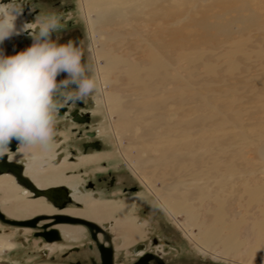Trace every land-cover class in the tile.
<instances>
[{
  "label": "rangeland",
  "instance_id": "1",
  "mask_svg": "<svg viewBox=\"0 0 264 264\" xmlns=\"http://www.w3.org/2000/svg\"><path fill=\"white\" fill-rule=\"evenodd\" d=\"M68 1L73 4V13L74 18L77 19V27H79L83 33L87 65L93 69L97 84V90L86 100V107L94 111L91 122L87 127L83 125L77 126L84 129V131L86 128L92 131H98L100 135L97 136L96 139L101 141L103 151L108 152L106 153L107 158L112 156L115 161L110 168L100 171L96 176H102L110 172L117 175L119 178V182L116 186L117 189H121L123 186L135 185L140 189L139 191H142L144 190V185L140 177L130 173L127 162L129 160L127 156L129 155H127V153H133L130 158L137 162V158L134 157L136 147H140L142 144L147 145V143L142 142L141 144H136L132 142L134 138L128 135L119 138L121 139V144L119 145L118 135H115L114 129L121 128L122 120H120L118 114L109 116L104 101V92L113 89L108 81H101L100 76L103 77L104 73L102 72L99 74L97 70L98 63L100 65L104 64L103 59H99L97 63L93 47L94 37L98 38V34L96 33L93 35L91 33L90 27L80 9L81 0ZM166 3L168 2L166 1ZM245 5V9H242V14H240L247 17L254 14L255 19H253L251 23H248V21L245 22L242 19H237L236 17V10H238L240 6ZM53 11V13L59 17L57 13L58 9ZM178 12L177 15L174 14V12L171 13V10H167V14H165L164 41L166 43L164 45V54L166 57H169L177 67L176 68L174 65L171 67L172 75L170 79H175V81H169L168 87L173 88L175 84H178L179 88L177 89L176 97H174L172 90L164 88H162L163 91L159 94V97L167 93L170 97H174L176 101L185 99L186 104L182 103V105L176 109L174 108L173 102L169 103L167 105L169 111L167 112L168 115L166 116V120L169 124L173 123L175 119L178 118L177 111L180 112L182 119H192L200 115L206 117L211 116V118L205 124L203 121H201V123L199 122L200 125L197 124V126L194 127V129H196L194 135H190L188 138L178 136L177 129L166 128V130H169L172 134V139L171 136L166 139L171 141V143L180 144L190 139V137L192 138V136L196 138L200 137L204 129L209 136L211 135L210 137H224V141H221V144H224L222 150L229 153L227 161L239 167H244L246 170L244 173H235L234 176H238L242 179L250 175L254 176V182L253 178L250 181L253 184L259 185L261 190L259 195H263L262 200H264V162L259 159L260 152L264 149V146H262L264 145V54L262 55V53H264V0H182L181 4H179ZM203 21H205V24L206 22L218 23L223 27L227 25L225 27L230 32L226 35L224 33H219L218 30H214V28L207 30L203 27ZM24 37H26L24 41L18 45H14L15 49H12L11 46V50L7 56H13L20 47L33 43V40L28 36L24 35ZM9 39L12 38L9 37L8 40ZM234 40L237 41L235 42ZM238 42L240 46L244 48L233 51L236 53L232 55H234V59H236L239 64L232 69L229 63L231 60L229 57L231 54H229V52L233 50V48L235 49L234 43ZM96 45L98 46L99 42H97ZM4 46V43H0V48ZM261 51L262 53L259 54ZM195 52L202 54V58L198 61L195 60V63H193L194 61L192 60L185 61L183 59L177 63L179 60L178 58H180L178 57L179 53L181 55V53L189 54ZM223 52H226L227 55ZM242 53H244V55ZM245 53L248 54L246 55ZM141 56H143L141 53L136 54V52H134L133 55L129 57L134 60L141 58ZM177 64L179 66H177ZM91 74L90 72L89 75ZM127 85V81L121 80V82H119L118 85L115 84L114 87L116 91L118 90L122 93L125 90L122 97L127 100L130 105L134 101L136 107H141L144 103L143 100H145L142 91L139 90L142 88L134 87L135 83L131 84L132 87H128ZM187 85L191 86L188 88L186 87ZM154 97L155 95L152 99ZM130 105L128 104V107ZM219 111L222 112V114H218L217 112ZM153 112L155 111H144L141 109L132 112L130 115L131 117H138ZM147 122L148 121L144 120L139 121V126H144ZM62 125L63 129H65L72 127L74 124L62 121ZM74 136L72 140L73 147L79 146L82 140L89 139V137L85 135L78 139V134L76 133ZM214 147L215 146H213V148ZM258 147L260 148L257 149ZM217 148L218 147L214 148V150H217ZM237 152L238 155L235 156ZM153 153L155 152H151L152 155ZM230 153H233V156ZM230 175L231 174L226 175L227 180L231 178ZM94 179L96 180V178ZM245 180H248V178H245ZM8 183H10V181H7V184ZM158 185H160V182H158ZM229 185L227 188L225 187L227 190H231L230 188L234 187L236 184L230 181ZM104 186H106V184L98 183L99 189ZM242 189V186L239 187V192H235V195L233 194L227 199L229 202L228 211L230 212V220L239 222L243 218L245 221L239 227L238 231V239L243 243L236 258L239 262H231V260L224 261L214 258L212 254L200 252L185 233L178 228L167 212L163 213L155 204L143 206L137 213L141 218L145 217L152 223L150 236L145 238L143 242H145L149 248L155 249V247L152 246L151 238L157 237L160 239L165 235L166 237L164 238L171 242L170 247H167L164 254H162L160 250H155L163 256L167 264H248L247 261L249 259H258L261 250L264 249V233L261 234L258 228H254L252 222L256 219H263L259 209L263 203L261 202L260 204L257 201L251 202L248 195L246 193H244L245 195L243 194ZM27 193L28 192L23 190L21 192H16L17 196L29 200L30 197L27 196ZM84 193L88 194L89 192ZM1 197L3 198L2 192H0V198ZM207 207L208 205L205 206V208ZM29 216L31 215L26 212V214L19 217ZM202 218H206L204 212ZM111 224V222H106L105 226L109 227ZM0 230L11 236L13 240H11V243L17 242L24 245H17L15 247L14 258L9 256V252L12 250L0 252V259H13L15 263L12 264H76L77 261H83L84 258H89V256L93 254L88 248L84 249L83 246L80 252L72 253L67 257L64 256V253L61 254L57 252L55 255H52L54 257L52 258V256L46 254V251L41 248L43 242L41 238H37L33 236V234H26L25 232L24 235L22 230L21 233L18 234L14 226L6 225L3 229L0 227ZM0 234L2 233L0 232ZM117 241L121 242L122 240L119 237ZM161 243L163 245V241ZM129 250L130 253H127L126 250L121 249L115 258L117 264H130L133 261V257H136L135 253H133V246H131Z\"/></svg>",
  "mask_w": 264,
  "mask_h": 264
},
{
  "label": "bare ground",
  "instance_id": "2",
  "mask_svg": "<svg viewBox=\"0 0 264 264\" xmlns=\"http://www.w3.org/2000/svg\"><path fill=\"white\" fill-rule=\"evenodd\" d=\"M181 1L81 0V5L91 33L93 35L98 34V38L93 36V47L97 63L99 59L104 60V64L100 65L98 63L97 65L99 74L104 73L103 77L100 76V79L101 81H108L113 89L104 92L107 112L109 116L118 114L120 120H122L121 128L114 129L115 135H118V143L119 145L121 144V139L119 138L128 135L134 138L132 142L136 144L147 143V145L142 144V146L136 147L134 157L137 158V162L130 158L133 153H127L129 155L127 156L129 158L127 161L129 167L140 177L148 189L147 191L156 197L160 206L200 252L212 254L214 258L224 261L239 262L236 258L243 243L238 239V231L245 221L243 218L239 222L230 220L229 202L227 199L235 192H239V187L242 186L243 194L246 193L251 202L257 201L260 204L262 202L263 205L261 204L259 209L263 219H256L252 223L254 228H258L260 233L263 234L264 200H262L263 195H259L261 192L259 185L250 181L254 176L250 175L243 179L234 176L235 173H244L246 171L245 168L228 162L229 153L222 150L224 144H221V141H224V137H210L211 135L209 136L205 129L200 137L192 136V138L185 139L186 141L180 144L171 143V141L166 139L172 135L166 128L177 129L178 136L188 138L190 135H194L196 130L194 127L197 124L200 125L199 122L203 121L205 124L211 118V116L200 115L192 119H182L180 112L177 111L178 118L173 123L169 124L166 120L167 112L169 111L167 105L169 103L173 102L176 109L182 103L186 104L185 99L176 101L174 98L177 96L178 84H175L173 88L168 87L169 81H175V79H170V76L172 75L171 67L173 65L176 67V64L164 54V45L166 43L164 41L165 14H167V10H171V13L174 12V14L178 15V7ZM245 7L246 5L240 6L236 10V17L251 23L255 19L254 14L248 17L241 15L242 9H245ZM202 23L207 30L214 28L219 33L226 35L230 32L225 27L227 25L224 28L218 23L206 22L205 24V21ZM6 40L8 41V38ZM97 42H99L98 46L96 45ZM234 44L235 49L233 48L229 52L231 54L229 56L230 62L228 60L232 69L239 64L234 59V55H232L236 53L233 51L244 48L240 46L239 42ZM134 52L136 54L141 53L143 56L133 60L129 56H132ZM261 53L262 51L259 54ZM242 54L244 55V53ZM201 56L202 54L198 52L181 53V55L179 53L178 57L180 58H178L177 63L182 59L185 61L192 60L195 63V60L198 61L202 58ZM177 66L179 65L177 64ZM121 80L127 81L128 87H132L131 84L135 83L134 87L142 88L139 90L142 91L145 100H143L144 103L141 107H136L134 101L130 105L122 97L125 90L123 93L115 90L114 85H118ZM189 86L191 85L186 87L189 88ZM162 88L172 90L174 97H170L167 93L159 97V94L163 91ZM154 95L155 97L152 99ZM128 104L130 105L129 107ZM141 109L155 112L131 117L130 114L132 112ZM217 113L222 114L220 111ZM143 120L148 122L144 126H139V121ZM213 146H215L214 148L218 147L217 150H214ZM153 151L155 153L152 155L151 152ZM230 154L233 156V153ZM236 155H238V152ZM259 159L264 162V149L260 152ZM40 165V162L34 160L28 169V173L39 187L44 188L63 181L62 172L70 166L64 163L58 167L49 166L42 170ZM227 174H231L229 180L236 184L230 188L231 190L226 189L230 183L226 179ZM245 178H248V180H245ZM7 181H10V183L7 184ZM158 182H160V185H158ZM70 185L75 186L72 183ZM17 191H22V188L15 183L13 177L7 176L0 179V192L3 193L1 208L8 215L19 217L26 214V212L31 216L40 212H53V208L46 203L44 198L28 200L17 196ZM75 197L77 198V196ZM82 201L87 207L86 210L69 209L68 212L74 215L92 217L99 221L113 220L116 225L113 226L112 230L123 236L125 241L123 245L129 244L137 238V226L132 220L134 218L127 217L123 214L124 212L119 218L113 216L114 212L122 211V206L113 204L108 200H95L91 195L83 197ZM206 205H208L207 208H205ZM203 212L205 219L202 218ZM64 230L70 231L72 228L66 227ZM12 246L13 244L9 243L6 238H0V249L11 248ZM247 263L264 264V249L261 250L258 259L251 258Z\"/></svg>",
  "mask_w": 264,
  "mask_h": 264
},
{
  "label": "flooded vegetation",
  "instance_id": "3",
  "mask_svg": "<svg viewBox=\"0 0 264 264\" xmlns=\"http://www.w3.org/2000/svg\"><path fill=\"white\" fill-rule=\"evenodd\" d=\"M73 8V4L68 0H0V10L7 12L9 16L15 20L14 23L16 25V29L20 33L19 35L13 34L10 37L12 39H9L8 41H3L2 43H4L5 46L0 48V53L7 56L11 50V46L12 49H15L14 45H18L26 39L24 35L33 40L29 35L31 30L29 29L28 31H24L23 26L26 23H34L37 16L43 18L49 14H52L54 12L53 10L58 9L57 13L59 15L60 24L62 27L59 31L52 34V39L61 44L72 41L74 45L82 52V63L87 65V56L83 43V33L79 27H77V19L74 18ZM80 9L86 19L85 12L82 9L81 1ZM31 45L32 43L30 45L20 47L15 55L27 49ZM66 77L67 73H61L58 75L57 81L63 80ZM74 87L75 85H73V88ZM86 106L87 102L77 101L76 104H71L70 102L69 105H65L56 114L55 150L49 154L46 162L40 165L42 170L48 168L49 166L58 167L64 163L70 165L62 172V176L64 177L63 181L57 184L49 185L45 188L64 186L68 190V195L71 198V201H68L64 207L59 208L54 206L50 200L43 196L35 198L32 192L18 183L12 173L7 172L1 173L0 178L7 176L13 177L15 183L20 186L23 191L28 192L27 196L30 197V199L44 198L46 203L53 208V212H40L29 217H14L8 215L2 208L1 210L6 214L7 217L15 219H30L39 215L65 214L86 219L94 224V226L89 227L87 225L77 223L58 222L48 226L46 230H44L42 228L44 224L53 222V219H47L39 221L37 224L38 228L14 226L18 231V234L21 233L22 230L23 234L25 232L26 234H33V236L41 238L43 240L41 248H43L46 251V254H49L50 256L60 252L61 254L64 253V256L67 257L72 253L80 252L81 248L84 246V249L88 248L90 252H93V254L90 255L89 258H84L83 261H77L76 264H117L115 258L121 249L126 250L127 253H130L129 249L131 246H133V253H135L136 257H133V261L130 264H167L163 259V256L160 255L156 250H160L161 253L164 254L167 250V247H170L171 242L164 238L166 237L165 235L160 239L157 237H152V246L155 247L156 250L149 248L148 245L143 242V240L150 236L149 234L152 231V223L149 219L145 217L141 218V216L137 214L143 206L152 204H155L163 213H165L156 197L147 191L148 189L143 184L141 179L140 180L144 185V190L139 191L140 189L135 185L123 186L121 189H117L116 186L119 182V178L117 175H114L110 172L102 176H96V174H98L100 171L110 168L113 162L115 163V161L112 156L107 158L106 153L108 152L103 151V145L101 141L96 139V137L100 135L98 131H92L89 128H86L84 131V129L77 126L83 125L87 127L91 122L94 111H91ZM87 118H89V121H81ZM62 121L71 122L74 125L70 128L63 129ZM75 133L78 134V139L82 138L83 135L89 137V139H84L80 142L79 146L73 147L70 145V142L72 138L75 137ZM93 142H98L100 148L97 149L90 145L85 147L86 144ZM64 151L66 152L65 154ZM6 155L9 161H14L18 164H21L23 166L24 175L35 183V181L31 178V175L28 173L30 165H32L33 161L35 160L33 156L19 154L16 152V150L12 151L11 148ZM23 159H25V163L21 161ZM129 170L130 173L136 175L133 173L130 167ZM94 178H96V180ZM69 182L75 184L76 188H74L75 186H71ZM98 183H104L106 186L99 189ZM84 192L89 193L85 194ZM122 193L128 194L123 195ZM87 195H91L95 200H108L113 204L115 203L118 206H122V211H117V213L114 212L113 216L119 218L124 214L129 218H134L132 220L137 226V238H135L129 244L123 245L125 242L123 236L120 233L112 230L113 226L116 225L113 220L106 219L99 221L92 217L74 215L68 212L69 209L86 210L87 207L82 199ZM75 196H77V198ZM1 205L2 202H0V207ZM106 222H111L112 224L107 227L105 226ZM0 227L3 229L6 227V224L0 223ZM66 227H71L72 230L65 231L64 228ZM52 229L57 230L59 238H57L56 233L51 231ZM0 232L2 233L0 234L2 235L0 238H6L7 241L11 243V236L3 233L2 230H0ZM36 232H46L47 235L46 237L37 236L35 235ZM119 237L122 240L121 242L117 241V238ZM162 241L163 245L161 243ZM11 244H13L11 248L0 249V252L12 250L9 252V256L14 258L15 247L17 245H24L17 242ZM52 258L54 257L52 256ZM0 262L1 264L15 263L13 259L7 258H1Z\"/></svg>",
  "mask_w": 264,
  "mask_h": 264
},
{
  "label": "clouds",
  "instance_id": "4",
  "mask_svg": "<svg viewBox=\"0 0 264 264\" xmlns=\"http://www.w3.org/2000/svg\"><path fill=\"white\" fill-rule=\"evenodd\" d=\"M14 21L0 10V43L20 34ZM61 27L55 13L37 16L23 26L31 30L32 45L13 56L0 53V156L15 140L17 153L46 162L56 146V114L70 102H86L97 90L95 73L82 63L81 50L72 41L52 39ZM61 73L67 77L57 81Z\"/></svg>",
  "mask_w": 264,
  "mask_h": 264
},
{
  "label": "water",
  "instance_id": "5",
  "mask_svg": "<svg viewBox=\"0 0 264 264\" xmlns=\"http://www.w3.org/2000/svg\"><path fill=\"white\" fill-rule=\"evenodd\" d=\"M81 121H89V118L83 119ZM94 135V134H92ZM92 146L97 149L100 148L98 142L88 143L85 145ZM17 148V142L15 140L11 143V150L14 151ZM12 173L19 184L23 185L30 192L33 193L34 197H45L50 200L54 206L62 208L68 201H71V198L68 195V190L64 186L60 187H50V188H41L37 186L30 178L24 175L23 166L14 161H9L7 155L0 156V174L1 173ZM53 219V222L44 224L42 228L46 230V228L52 224L58 222H68V223H77L87 225L89 227L94 226L91 221L86 219L75 217L71 215L65 214H55V215H39L30 219H15L9 218L6 214L1 210L0 207V222L10 226H18V227H30V228H38L37 224L41 220ZM53 233H56L57 238H59L58 232L55 229L51 230ZM35 235L46 237V232H36Z\"/></svg>",
  "mask_w": 264,
  "mask_h": 264
},
{
  "label": "crops",
  "instance_id": "6",
  "mask_svg": "<svg viewBox=\"0 0 264 264\" xmlns=\"http://www.w3.org/2000/svg\"><path fill=\"white\" fill-rule=\"evenodd\" d=\"M74 138H72V140H73ZM72 140H71V142H70V145H72ZM66 152L64 151V154H65ZM21 161H23L24 163H25V159H23V160H21ZM1 223V222H0Z\"/></svg>",
  "mask_w": 264,
  "mask_h": 264
}]
</instances>
